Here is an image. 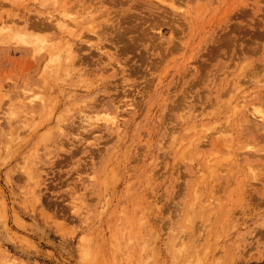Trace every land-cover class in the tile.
<instances>
[{"label": "rangeland", "instance_id": "374dc122", "mask_svg": "<svg viewBox=\"0 0 264 264\" xmlns=\"http://www.w3.org/2000/svg\"><path fill=\"white\" fill-rule=\"evenodd\" d=\"M262 113L264 0H0V264H264Z\"/></svg>", "mask_w": 264, "mask_h": 264}, {"label": "bare ground", "instance_id": "6f19581e", "mask_svg": "<svg viewBox=\"0 0 264 264\" xmlns=\"http://www.w3.org/2000/svg\"><path fill=\"white\" fill-rule=\"evenodd\" d=\"M8 1H9V0H8ZM6 3H8V2H6ZM15 3H16V2H15ZM94 4H95V3H94ZM84 9H86V8H84ZM81 11H82V9H81ZM6 12H7V11H6ZM85 12H86V11H85ZM42 13H43V12H42ZM76 13H77V12H76ZM89 13H90V12H89ZM89 13H86V14H89ZM86 14H85V15H86ZM101 15H103V14H101ZM98 16H100V15L98 14ZM40 17H41V16H40ZM40 17H38V19H39ZM85 17H86V16H85ZM2 18H3V16H2ZM7 18H9V17H7ZM42 18H43V17H42ZM75 19H76V18H75ZM86 19H87V18H86ZM2 20H3V19H2ZM7 20H8V19H7ZM45 20H46V19H45ZM45 20H44V24H46L45 22H47V21H45ZM53 20H54V19H53ZM37 21H38V20H37ZM42 21H43V20H42ZM93 21H94V18H93ZM93 21H92V22L90 21V23H93ZM32 22H35V20H33ZM32 22H30V23L32 24ZM97 22H98V21H97ZM28 23H29V22H28ZM38 23H39V22H38ZM88 23H89V22H88ZM94 23H95V21H94ZM31 24H30V25H31ZM33 24H36V23H33ZM33 24H32V25H33ZM49 24H50V23H49ZM49 24H47L48 27H49ZM95 24H96V23H95ZM36 25H37V24H36ZM39 25H40V24H39ZM50 25H51V24H50ZM91 25H93V24H91ZM45 26H46V25H45ZM45 26H43V27H44L43 29H45ZM51 26H52V25H51ZM94 26H95V25H94ZM94 26H92V27H94ZM101 26H102V25H101ZM58 27H60V26H58ZM92 27H91V28H92ZM104 27H105V26H103V28H104ZM30 28H31V27H30ZM41 28H42V27H41ZM49 28H50V27H49ZM53 28H54V26H53ZM101 28H102V27H101ZM103 28H102V29H103ZM105 29H106V28H105ZM38 30H40V29H38ZM93 30H94V29H93ZM93 30H92V31H93ZM34 31H35V30H34ZM94 31H95V30H94ZM94 31H93L92 33H94ZM98 31H99V30H98ZM40 32H41V31H40ZM99 32H100V31H99ZM102 32H103V31H102ZM95 33H97V32H95ZM95 33H94V34H95ZM98 35H99V34H96V36H98ZM21 38H22V37H21ZM23 39H24V38H23ZM37 39H38V38H37ZM37 39H36V40H37ZM39 39H40V38H39ZM42 40L44 41V38H42ZM77 40H78V39H77ZM36 42H37V41H36ZM80 42H81V41H80ZM110 42H111V41H110ZM42 43H43V42H42ZM77 43H79V42H77ZM97 44H98V43H97ZM35 45H36V44H35ZM76 45H77V44H76ZM36 46H38V45H36ZM110 46H111V45H110ZM30 47H31V46H30ZM80 47H81V46H80ZM95 47H96V46H95ZM99 47H100V46H99ZM31 48H32V47H31ZM67 48H68V47H67ZM70 48H71V47H70ZM77 48H78V46H77ZM34 49H35V48H34ZM71 49H72V48H71ZM73 51H74V50L72 49V52H73ZM79 51H80V50H79ZM46 53H47V52H46ZM51 56H52V55H51ZM54 56H55V55H54ZM66 57H67V56H66ZM74 57H75V56H74ZM75 58H76V57H75ZM49 59H51V57H50ZM52 59H53V58H52ZM68 59H69V58H68ZM70 61H73V60H71V56H70ZM56 62H57V61H56ZM67 63H68V62H67ZM119 63H120V62H119ZM69 71H70V70H69ZM85 78H86V77H85ZM82 79H83V78H82ZM83 81H84V80H83ZM90 81H92V80H90ZM96 82H97V81H96ZM94 83H95V82H94ZM82 85H83V83H82ZM126 85H127V84H126ZM79 86H80V85H79ZM84 86H85V85H84ZM84 86H82V87H83V90H84V88H85ZM82 87H81V88H82ZM86 87H87V86H86ZM137 89H138V88H137ZM124 94H125V93H124ZM140 95H141V94H140ZM124 96H125V95H124ZM142 96H143V95H142ZM97 99H98V98H97ZM112 101H113V100H112ZM117 102H118V101H117ZM87 103H88V102H87ZM196 103H197V102H196ZM94 104H95V103H94ZM94 104H93V105H94ZM115 104H116V103H115ZM128 104L130 105L131 103H128ZM82 105H83V104H82ZM93 105L91 104V105H86V106L90 107V111H91V112H92V111H95V112L97 113L98 111H96V109H95L97 106L95 107V106H93ZM80 106H81V105H80ZM118 106H119V105H118ZM94 107H95V108H94ZM46 108H47V107H46ZM49 108H50V107H49ZM49 108H48V110H49ZM82 108H83V107H82ZM82 108H81V109H82ZM51 109H52V107H51ZM133 109H135V108H133ZM52 110H53V109H52ZM52 110H51V111H52ZM84 110H85V109L83 108L82 111L84 112ZM98 110H99V109H98ZM255 110L258 111V112H260L259 109H255ZM80 111H81V110H80ZM80 111H79V113H80ZM85 112H86V110H85ZM87 113H89V112H87ZM100 113H101V112H100ZM103 113H104V112H103ZM81 114H82V117L85 116V117H86L85 119H87V118L89 117V114H90V113H89L88 115H86V114H83V113L81 112ZM91 114L93 115L94 113H91ZM105 114H106V113H105ZM119 114H120V113H119ZM262 114H264V113H262ZM262 114L259 115V116H261V118H263V115H262ZM60 115H61V114H60ZM95 115H96V114H95ZM97 115H98V114H97ZM97 115H96L95 117H96V119L99 120L100 118H97V117H98ZM103 115H104V114H103ZM106 115H107V114H106ZM109 115H110V114H108V116H109ZM80 116H81V115L79 114V117H80ZM87 116H88V117H87ZM108 116H106V118H105V115H104L103 117H101V119L103 118V120H104L105 123H109V124H110V123H113V119H114V118H113V117L111 118V116H110V118H107ZM180 116H181V115H180ZM60 117H61V116H60ZM60 117H59V118H60ZM79 117H77L78 119L76 118L77 121L80 120ZM114 117H116V116H114ZM118 117H119V116H118ZM89 118H90V117H89ZM116 118H117V117H116ZM116 118H115V119H116ZM122 118H123V116H122ZM255 118H256V117H255ZM259 118H260V117H259ZM55 119H56L55 121H57V118H55ZM83 119H84V118H83ZM85 119H84V120H85ZM96 119H95V118L92 119V122H93V123H94V122L96 123V121H97ZM119 119H120V118H119ZM263 119H264V118H263ZM76 120H75V121H76ZM93 120H96V121H93ZM120 120H121V119H120ZM81 121H83L82 118H81V120H80L79 122H81ZM85 121H86V120H85ZM85 121H84L83 123H85ZM100 121H101V120H100ZM107 121H109V122H107ZM72 122H73V121H72ZM104 122H103V124H104ZM179 122H180V120H179ZM54 123H55V122H54ZM57 123H58V121H57ZM57 123H56L55 125H57ZM81 123H82V122H81ZM97 123H99V122H97ZM97 123H96V124H97ZM116 123H117V122H116ZM116 123H115V124H116ZM176 123H177V122H176ZM76 124H77V123H76ZM85 124H86V123H85ZM88 124H89V123H88ZM103 124H102V125H103ZM115 124H114V125H115ZM74 125H75V124L73 123V128H75ZM92 125H94V124H92ZM97 125H98V124H97ZM102 125H100V126H102ZM60 126H61V125H60ZM69 126H70V125H69ZM71 126H72V125H71ZM78 126H79V125H78ZM81 126H82V124H81ZM83 126L85 127L84 124H83ZM86 126H87V124H86ZM88 126H90V125H88ZM222 126H223V125H222ZM56 127H57V129L60 128L59 126H56ZM58 127H59V128H58ZM61 127H62V126H61ZM65 127H66V126H65ZM96 127H97V126H96ZM223 127H224V126H223ZM228 127H229V126H228ZM76 128H78V127H76ZM91 128H92V127H91ZM105 128H106V127H105ZM225 128H226V127H225ZM117 129H118V128H117ZM92 131H93V130H92ZM116 131H117V130H116ZM46 136H47V135H46ZM46 136H45V137H46ZM55 137H56V136H55ZM66 137H67V136H66ZM78 137H79V136H78ZM56 139H57V138H56ZM60 140H61V139H60ZM187 145H188V144H187ZM97 149H98V148H97ZM238 155H239V154H238ZM181 156H183V155H181ZM188 160H189V159H188ZM232 160H233V159H232ZM83 164H84V163H83ZM209 177H210V176H209ZM231 181H232V180H231Z\"/></svg>", "mask_w": 264, "mask_h": 264}]
</instances>
